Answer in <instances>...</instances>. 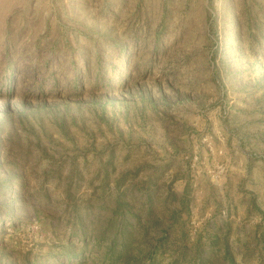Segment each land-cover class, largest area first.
<instances>
[{"label": "rangeland", "instance_id": "1", "mask_svg": "<svg viewBox=\"0 0 264 264\" xmlns=\"http://www.w3.org/2000/svg\"><path fill=\"white\" fill-rule=\"evenodd\" d=\"M83 240L264 264V0H0V264Z\"/></svg>", "mask_w": 264, "mask_h": 264}, {"label": "trees", "instance_id": "2", "mask_svg": "<svg viewBox=\"0 0 264 264\" xmlns=\"http://www.w3.org/2000/svg\"><path fill=\"white\" fill-rule=\"evenodd\" d=\"M79 236L81 235H78V237ZM103 239L104 238H102V242L104 241ZM100 245L101 244L90 247L89 240H83L81 244L73 243L69 245V250L65 253V257L70 264H116L119 256L113 255L114 246H108L106 252L102 255L103 253L101 252ZM86 252H88L89 255H85ZM95 255L103 257L101 259H94L96 257Z\"/></svg>", "mask_w": 264, "mask_h": 264}]
</instances>
